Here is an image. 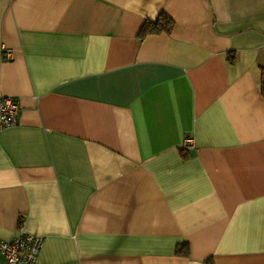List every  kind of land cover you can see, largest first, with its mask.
<instances>
[{"label":"crops","instance_id":"obj_1","mask_svg":"<svg viewBox=\"0 0 264 264\" xmlns=\"http://www.w3.org/2000/svg\"><path fill=\"white\" fill-rule=\"evenodd\" d=\"M160 12L171 31L137 38ZM261 82L264 0H0V240L41 237L36 264H264Z\"/></svg>","mask_w":264,"mask_h":264},{"label":"built area","instance_id":"obj_2","mask_svg":"<svg viewBox=\"0 0 264 264\" xmlns=\"http://www.w3.org/2000/svg\"><path fill=\"white\" fill-rule=\"evenodd\" d=\"M12 51L4 47L2 56L11 58ZM19 116V103L12 95H0V128L16 124ZM190 140L185 147H189ZM43 239L26 233H20L12 240H0V255L3 260L0 264H36L42 248Z\"/></svg>","mask_w":264,"mask_h":264},{"label":"trees","instance_id":"obj_3","mask_svg":"<svg viewBox=\"0 0 264 264\" xmlns=\"http://www.w3.org/2000/svg\"><path fill=\"white\" fill-rule=\"evenodd\" d=\"M174 21L171 17H169L166 13L160 12L157 18L154 21L145 20L141 25L137 38L140 40L144 39L147 35L151 34H160V33H169L173 28ZM233 56L230 53H227L226 59L229 60ZM261 92L264 93V82L260 83ZM190 252L189 245L181 244L177 247L176 253L183 256H188Z\"/></svg>","mask_w":264,"mask_h":264}]
</instances>
